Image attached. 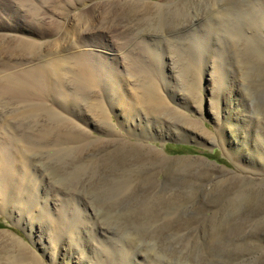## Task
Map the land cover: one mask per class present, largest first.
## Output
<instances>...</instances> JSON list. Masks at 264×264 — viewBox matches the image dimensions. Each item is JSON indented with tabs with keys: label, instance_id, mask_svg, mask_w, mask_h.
Listing matches in <instances>:
<instances>
[{
	"label": "rangeland",
	"instance_id": "obj_1",
	"mask_svg": "<svg viewBox=\"0 0 264 264\" xmlns=\"http://www.w3.org/2000/svg\"><path fill=\"white\" fill-rule=\"evenodd\" d=\"M11 1L0 20L34 31L13 70L64 89L0 95V179H21L0 264H264V0ZM145 40L165 46L140 57Z\"/></svg>",
	"mask_w": 264,
	"mask_h": 264
},
{
	"label": "bare ground",
	"instance_id": "obj_2",
	"mask_svg": "<svg viewBox=\"0 0 264 264\" xmlns=\"http://www.w3.org/2000/svg\"><path fill=\"white\" fill-rule=\"evenodd\" d=\"M14 1V0H13ZM256 1V0H254ZM15 2V1H14ZM257 2V1H256ZM0 8L5 11L3 12H6L8 14V16L10 18H14L15 16H20L19 13H18V10L16 8L13 7V2L11 0H0ZM1 10V11H2ZM69 18V17H68ZM212 20V19H210ZM55 21V20H54ZM87 24V23H86ZM5 26V29L9 30L8 32L7 31H4L5 33H2L0 34V71H3L5 72L4 74V79H7V84H2L0 82V95H8V94H11V96H17L15 98H22V99H25V103L26 101H29V100H26V99H30V93H34L33 92V87H39L40 89H42L44 91V89L47 90V88L49 87L50 88V85L52 84V88L49 89V91H52V89H54L53 91L56 93H59V91L61 89H64V87H62V84H63V78L61 79V77H58L57 78H53L51 77L50 73L48 71V69L50 68H46L44 66H40V65H28V66H23L22 68H18L16 69L15 71L13 70L14 67H17L18 65H20V63L18 62H15L13 59L15 57L19 58V57H22V54H18V53H15V49H19L20 52H22L24 55H27V54H32L33 52V43L32 41H29V40H26L23 35V33L21 34H18V31H21L22 32H27V33H33L34 31L31 30V27L30 28H23V27H18V31H16V27L15 25H5L3 23L2 20H0V29H2V27ZM72 27V26H71ZM11 29V30H10ZM68 31L65 33L67 34L68 36H64V39L67 40V42H72L71 40V37H72V34H74L72 32L73 29H67ZM66 31V30H65ZM97 31V30H96ZM16 32V33H15ZM77 33V32H76ZM196 32H194L193 34L195 35ZM119 34V33H118ZM197 34V33H196ZM70 35V36H69ZM79 35V34H78ZM199 35V34H198ZM77 36V35H76ZM77 38V37H76ZM87 38V37H86ZM78 39V38H77ZM88 39V38H87ZM62 42L61 44H55V46H53L51 49L54 50L56 56L51 60L49 61L50 64L48 65H52L54 67H59L58 65L60 63H63V62H67V56L64 54H60V51L67 48L66 46V42ZM79 40V39H78ZM144 40V39H143ZM75 41V40H74ZM80 45H87V41L86 39H83L81 38L80 40ZM85 41V42H84ZM82 43V44H81ZM89 43V42H88ZM156 43V44H155ZM46 45V44H45ZM38 46V45H37ZM139 52L138 54L140 53V57L143 55H145V52L147 53H150V54H153L155 52H157L158 50V47L159 48H163L165 45L159 41V42H154V43H149L148 41H143L141 43V45H139ZM68 49V48H67ZM79 52V51H78ZM75 55H78V57H81L80 59H86L87 57V53H83V52H80V54H75ZM150 56V55H149ZM53 57V56H52ZM145 58V57H144ZM144 58H139V60L137 61H140V62H143L144 64L146 65H149V60H145ZM152 60V59H151ZM153 62V60L151 61V63ZM62 65V64H61ZM60 65V66H61ZM53 67V68H54ZM60 68V67H59ZM160 68V67H159ZM52 69V67L50 68ZM61 71V70H60ZM59 71V72H60ZM58 73V72H57ZM63 75V74H62ZM103 76H104V80L106 81V83L110 86L111 88V92H116L119 88H120V85H121V82H122V77H121V74L120 72L115 69V68H112L110 70H108L107 72L103 73ZM47 78V81L49 80V83L47 81L48 84L47 86L45 85L44 83V80ZM63 77V76H62ZM45 78V79H44ZM121 81V82H120ZM6 83V82H5ZM54 85V86H53ZM55 87V88H53ZM56 87H58V89H56ZM35 91V90H34ZM38 91V90H37ZM52 91V92H53ZM63 91V90H62ZM61 91V92H62ZM53 92V93H54ZM60 92V93H61ZM44 93V92H43ZM66 93V92H65ZM70 94V93H69ZM40 95V94H39ZM9 96V97H11ZM34 96V95H33ZM36 97V96H35ZM60 97V96H59ZM68 97V96H67ZM14 98V99H15ZM33 98V97H32ZM40 99V101H43L42 98L39 96L38 97ZM37 98V100H38ZM58 99V98H57ZM62 99V98H61ZM70 99V98H69ZM31 100V99H30ZM64 99H62V101L60 100V98L58 99V101L63 102ZM32 101V100H31ZM30 103H27L25 106H24V109H26V111L31 108V110H35L37 112V109L40 107H43V106H46V105H43L42 103H38L40 101H37V103H33L31 102ZM14 104V103H13ZM126 105V104H125ZM23 109V110H24ZM29 110V111H31ZM41 110V109H40ZM33 112V111H32ZM34 116V115H32ZM3 117L0 116V123L2 122L1 119ZM5 120V119H4ZM6 123V122H5ZM4 123V124H5ZM7 126V125H6ZM1 128V127H0ZM12 130V129H11ZM11 136V135H10ZM8 136V137H10ZM6 138V137H4ZM0 141H1V138H0ZM5 141V140H4ZM12 143V142H11ZM9 145V144H8ZM9 150V149H8ZM6 148H2L1 147V156L3 158H9L11 157L12 153H9ZM15 154V153H14ZM19 154V153H18ZM15 158V157H14ZM25 161V160H24ZM17 172V171H16ZM4 174V173H3ZM1 175L2 177H4V175ZM8 177L6 176V179ZM4 179H0V197L1 195H3V191L4 189L8 191V195L9 197H17L19 198V193L20 191H18L19 187L21 186V179L20 177H16L14 176L12 181H10L9 183H6L3 181ZM9 180V179H7ZM33 180V179H32ZM5 186V187H3ZM121 187V186H120ZM118 187H117V192H118ZM123 190V189H122ZM17 191H18V195H17ZM122 192V191H121ZM6 193V192H5ZM116 193L113 192V194ZM131 195V194H130ZM21 196V195H20ZM116 197L113 196V202L114 204L116 203H120L122 200L121 198L119 199L118 195L115 194ZM4 197V196H3ZM22 197V196H21ZM118 197V198H117ZM116 198V199H114ZM7 199V198H6ZM6 199H3L4 201H6ZM13 201V198L12 200ZM164 201V200H163ZM154 202V201H153ZM153 202L152 205H153ZM156 202H160V201H156ZM162 203V201H161ZM150 205V204H149ZM156 206V205H155ZM160 206V205H159ZM153 207V206H152ZM145 208V207H144ZM143 209V208H142ZM147 209V208H146Z\"/></svg>",
	"mask_w": 264,
	"mask_h": 264
}]
</instances>
